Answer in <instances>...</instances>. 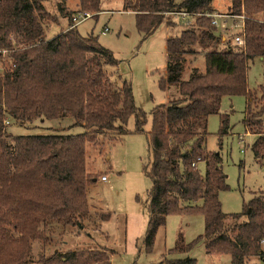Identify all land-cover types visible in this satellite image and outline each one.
<instances>
[{"label":"trees","instance_id":"16d2710c","mask_svg":"<svg viewBox=\"0 0 264 264\" xmlns=\"http://www.w3.org/2000/svg\"><path fill=\"white\" fill-rule=\"evenodd\" d=\"M66 1L58 0L57 6L67 26L47 38L48 21L57 17L43 0H0V264H111L115 253L98 245L65 249L63 239L111 216L89 209L86 188L98 175L86 168V143L127 134L132 115L133 132L142 133L146 115L134 103L131 82L107 71L119 62L112 51L92 33L81 35L72 23L78 12L97 16L101 0H76L75 11L66 9ZM211 3L123 0V10L134 14L143 39L160 24H173L175 13L190 14L179 19L187 28L165 43L166 75L160 87H174L179 95L151 112L142 248L151 252L170 214L200 213L203 231L186 242L178 230L173 246L152 264H196L191 257L170 255L187 253L198 242L206 254L229 255L230 264L264 257V192H254L239 212H223L218 196L229 186L222 159L205 145L208 116L219 114L220 138L229 129L228 114L219 113L222 98L243 94V122L256 135L251 151L256 160H264V93L256 97L246 85L249 60L260 58L264 75V0H230L231 14L245 16L243 31L231 35L242 36L241 46L223 40L211 24L206 15L214 13ZM198 57L204 69L193 66L183 78L187 61ZM66 117L83 131L28 136L6 131L8 119L23 125Z\"/></svg>","mask_w":264,"mask_h":264},{"label":"rangeland","instance_id":"374dc122","mask_svg":"<svg viewBox=\"0 0 264 264\" xmlns=\"http://www.w3.org/2000/svg\"><path fill=\"white\" fill-rule=\"evenodd\" d=\"M57 3L58 0H43L45 9L57 17L54 21H48L47 38L68 23L67 18L58 10ZM211 6L214 13H231L230 0H212ZM66 9L77 10L76 0H67ZM100 10L94 17L89 12L90 17L82 20L77 30L81 35L92 33L97 36L98 42L111 50L119 60L115 67L107 68V71L113 73V78L119 74L121 79L131 82L134 103L145 113L146 122L144 132L135 133L132 115L126 124L130 131L127 134L115 139L102 137L96 144L86 143V168L98 175L97 180L90 182L86 188L89 209L92 212H110L111 216L107 221H96L99 226H91L86 232L79 229L67 234L63 239V247L70 249L98 245L115 252L111 256V264H152L173 246L178 230L183 232L186 242L203 231V217L200 213L170 214L166 217L165 225L158 229L151 252L146 253L142 248L141 241L147 224V191L150 188L145 170L151 160L147 141L151 112L157 105L166 104L179 95L174 87L162 89L160 80L166 75V39L179 35L187 25L179 22V16L173 15V24H160L150 36L143 39L135 28L134 14L123 10V0H101ZM233 31L228 27L225 39H232ZM193 66L204 69L203 59L198 57L187 61L183 78L187 77ZM247 66L246 85L256 97H260L264 93L260 58L249 60ZM115 81L120 84L118 80ZM244 108L243 94L222 98L219 113L228 114L229 129L220 138L217 135L219 114H211L207 120L209 134L205 145L208 150L219 151L229 186L227 190L220 191L218 196L225 213L239 212L242 204L254 192H264V160H256L251 151L256 135L245 133ZM262 120L264 122V113ZM8 121L6 131L14 135H48L57 132L78 134L83 131L81 127L71 126L72 118L69 117L35 119L23 125ZM197 167L203 173V161H199ZM102 175L106 176V181L100 179ZM170 256H188L195 259L196 264H230V256L227 254H206L202 242H198L187 253Z\"/></svg>","mask_w":264,"mask_h":264},{"label":"built area","instance_id":"2783aa9c","mask_svg":"<svg viewBox=\"0 0 264 264\" xmlns=\"http://www.w3.org/2000/svg\"><path fill=\"white\" fill-rule=\"evenodd\" d=\"M190 14L184 11H180L175 13V16H179L181 19H186ZM211 18V24L219 31V33L222 35L223 40H225L224 34L228 30V27L233 29L234 31L242 32L244 29V19L245 16L243 13L239 15H234L231 13H224V14H219V13H212V14H206ZM90 17V14L88 12H78L74 15H72V23L73 25L79 24L82 20ZM106 30V28H105ZM233 31V32H234ZM232 43L234 45H243V38L240 34H236L232 36L231 39ZM239 141H242L240 137H238ZM102 181L106 180L105 176L101 177ZM260 246H261V252L264 254V240L260 241ZM249 264H264V257L262 260H255L251 261Z\"/></svg>","mask_w":264,"mask_h":264},{"label":"crops","instance_id":"0c3cea01","mask_svg":"<svg viewBox=\"0 0 264 264\" xmlns=\"http://www.w3.org/2000/svg\"><path fill=\"white\" fill-rule=\"evenodd\" d=\"M104 29H105V28H104ZM118 75H119V74H118ZM245 133L247 134V131H246ZM104 176H105V175H104ZM100 179H101V178H100ZM106 180H107V178H106ZM106 180H105V181H106ZM108 249H109V248H108Z\"/></svg>","mask_w":264,"mask_h":264}]
</instances>
